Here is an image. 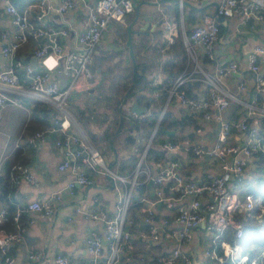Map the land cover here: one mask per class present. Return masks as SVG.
Masks as SVG:
<instances>
[{
    "label": "built area",
    "instance_id": "built-area-1",
    "mask_svg": "<svg viewBox=\"0 0 264 264\" xmlns=\"http://www.w3.org/2000/svg\"><path fill=\"white\" fill-rule=\"evenodd\" d=\"M209 1L217 2L214 11L202 14L189 34L184 33L186 50L194 59L196 69L202 73V79L207 85L206 94L189 95L183 87L185 77L181 75L170 86L167 102L175 100L179 106L199 114L201 120L220 122L215 139L212 143L189 138L176 142L170 139L162 141L161 148L170 157H159L154 161V174L146 162L149 142L139 156L132 180H126L107 168L100 151L84 133L72 129L76 123L68 106L69 95L86 70L103 32L110 21H122L133 11V0H95L92 4H88L87 0H80L86 8V17L78 31L49 21L51 14L62 16L73 10L76 0H57L55 3L49 0H27L23 7L15 4L14 0H1L0 14L10 16L13 30L0 33L3 40L0 46V110L8 104H18V100L10 96L8 91L23 93L26 86L29 87L31 95L53 105L57 110L50 125L34 130L17 142L16 147L38 146L48 132L55 133L54 144L64 147L58 169L70 170L74 174V178L67 183V194L74 192L76 184L93 183V178L83 169L84 163L99 166L117 179L129 182L124 191L116 186L114 214H109L100 205L88 210L79 207L74 209L75 212H82L86 218L100 221L104 226L103 234L93 231L87 240L86 251L92 260L91 264H122L121 254L132 247V232L128 226L138 220L146 224V228L138 232L142 240L171 242L170 249L160 258L162 264H207L208 260L225 264L227 259L231 264H264V248L254 249L251 255L249 250L243 251L242 245H231L228 241L220 240L228 231L235 238L242 237V216L251 217L256 208L264 211L261 199L246 189L250 182L246 168L254 162L256 153L264 154V130L260 132V124L256 119L249 120L245 116L231 122L221 117L220 112L228 107L231 100L243 102L226 86V80L240 72L239 67L235 60H230L225 65L215 66L214 71L208 73L198 64L195 50L196 47H202L206 58L212 60V46L218 40L220 31L218 16L239 14L245 21L263 19V5L256 0ZM165 30L168 43L174 42L176 23L167 22ZM39 38L42 42L33 49V54L38 59V67H35L20 58L18 51L30 39ZM261 57L264 58V43L256 44L248 54L247 70L253 75L254 89L251 101L246 102V105L251 112H258L264 118V105L258 104V94L264 92V71L258 61ZM62 76L63 85L60 84ZM246 85L241 80L237 83V88L244 90ZM213 109L217 110V114H213ZM162 114L163 111L158 120ZM146 117V113L136 114L137 121L145 120ZM233 124L235 130H232ZM234 133L240 135V138L233 139ZM183 151L191 152L196 158L204 155L212 157L217 161L218 171L207 170L199 179L185 177L179 171V161L175 158L178 152ZM143 164L144 182L151 180L153 192L140 198L137 211L130 216L132 189ZM9 174L14 184L21 180L32 184L36 181L34 174L22 161L15 162ZM62 195L63 193L57 191L44 199L32 200L23 208L16 207L11 216L14 229L3 227L8 220L9 210L7 205L0 208V264H12L14 260L10 246L22 239L21 211L34 210L42 216H50ZM163 202L172 209L171 222L156 217V207ZM201 225L205 246L203 257L198 258L184 252L182 246L192 240L194 231ZM41 256L40 250L28 254L31 260H37ZM54 261L56 264H73L69 256L61 253L55 255Z\"/></svg>",
    "mask_w": 264,
    "mask_h": 264
},
{
    "label": "crops",
    "instance_id": "crops-1",
    "mask_svg": "<svg viewBox=\"0 0 264 264\" xmlns=\"http://www.w3.org/2000/svg\"><path fill=\"white\" fill-rule=\"evenodd\" d=\"M26 1L17 0L15 4L23 7ZM49 1L55 3L57 0ZM76 1V7L62 16L51 14L50 23L67 25L72 31L81 29L86 17V8L80 0ZM94 1L87 0V3L92 4ZM256 1L263 5L261 11L264 14V0ZM214 9L215 5L209 0L204 2L203 0H182L181 4L179 0H133V11L127 14L124 20L113 21L107 26L95 47L91 63L78 79L76 87L73 89L74 93L70 95L68 106L76 123L72 129L75 132L84 133L92 145L100 151L107 168L126 180H132L138 165V160L135 164L130 161L131 155L134 154L139 159L149 142V146H154L161 152L160 157L169 159L170 155L161 148L162 141L166 139L174 142L183 138L207 143L214 141L216 136L214 129L217 126V121L201 120L199 114L179 106L175 100L167 102L166 98L164 102H161L160 92L154 89L163 81L171 86L176 78L183 75L185 77L183 87L186 92L188 90L189 95L206 94L207 85L202 79V73L196 69L194 59L186 50L184 33L189 34L192 26L199 21L202 14L211 13ZM167 22L176 23L174 42L172 43H168L166 38L165 24ZM223 25L225 32L219 34L221 41L217 40L212 46L214 55L212 60L206 58L202 47L195 48L198 64L206 72L212 73L215 66L225 65L228 61L235 60L240 72L229 77L226 80V86L243 102L231 100L228 107L220 112V115L228 120L232 117L233 122L246 116L249 120L256 119L260 124L263 119L261 115L258 112H251L246 105V102L251 101L254 89L253 75L247 70V65L249 52L256 44L264 43V18L245 21L241 15L234 14L227 16ZM129 26L134 30L132 33L134 64L126 44ZM12 30L10 16L1 13L0 33ZM2 42L0 37V46ZM40 42H42L40 38L30 39L18 51V56L25 62L38 67V59L34 56L33 49ZM137 61L149 65V70L145 75L148 80L146 89L142 88L143 83L138 85L129 83L125 95L132 89L134 92L123 104L124 116L119 115V119L120 116L123 117L121 127H124L122 129L120 127L118 133H114L111 145H109V137H103V129L111 130L112 123L109 118L105 119L102 116L104 110L102 96L114 95L116 88L122 89L123 77L131 66H135ZM258 61L264 71V58L261 57ZM1 65L0 54V68ZM241 80L247 83L244 90L237 88V83ZM63 82L62 76L60 84L63 85ZM8 94L16 98L18 104H8L0 110V176L3 175V178L12 187L6 197L9 202L15 203V207L23 208L32 200L44 199L57 191L63 193L62 199L56 202L50 216H42L34 210L23 209L21 211L22 239L10 246L14 257L12 264H56L54 257L58 253L69 256L73 264H91L92 260L86 251L87 240L93 231L103 234L104 226L100 221L86 218L82 212H75L74 209L79 207L88 210L93 206L100 205L109 214H114L117 199L116 186L120 191H124L129 182L117 179L111 173L104 172L99 166L84 163L83 169L87 175L93 178V183L90 185L76 184L74 192L67 194L65 192L67 183L74 178V174L70 170L58 169V164L64 155V147L54 144L55 133L48 132L38 146L24 144L23 147H16V143L22 141L33 130L43 129L42 127L50 125L57 110L53 105L43 101L47 104V114L36 110V114L33 115L35 102L42 100L31 95L28 86L23 93L8 91ZM143 94L147 95L146 100L152 99L155 105L147 106L144 102L145 99L141 96ZM137 97H140V101L136 100ZM133 102L146 107V111L141 113H146L147 117L145 120L138 121L137 125L133 123L134 120H137L136 113L130 109ZM258 104L264 105V92L260 93ZM80 109L85 110L84 115L80 114ZM165 110L170 113L167 123L175 119L181 120L183 123L182 125L163 127L164 133L158 134L154 140V127L156 124L159 125V115ZM212 111L214 115L217 114V110L213 109ZM155 112L158 115L157 120L150 127L149 123ZM35 115L38 117L36 121L33 118ZM236 115L237 118L234 117ZM119 119L115 129L119 124ZM157 121L158 123H156ZM40 122L41 126H39ZM89 133L96 135L94 141L89 138ZM129 137L134 138V141H128ZM239 138L240 135L234 133L233 139ZM175 158L179 161V171L185 177L199 179L205 171H218L219 169L217 161L208 155L196 158L191 152L183 151L178 152ZM155 160L146 158L152 174L156 172ZM18 161L24 162L29 167L35 176V183H27L24 180L17 184L12 183L9 170ZM256 166L255 161L252 162L246 168V173L251 169L256 170ZM143 167H145L144 164L138 171L136 184L132 189L135 199L151 195L153 192L152 183L144 182ZM262 172L264 170L258 167L255 176L262 177ZM4 205H7L6 202L0 201V208ZM136 211L137 207L131 203L130 216ZM172 216V209L166 202L157 205V218L171 222ZM128 227L132 232V247L121 254V263L162 264L160 258L170 249L171 242L142 240L138 232L146 228V224L141 220L135 221ZM204 246L203 227L199 226L194 231L192 240L184 244L182 250L193 257L200 258L203 257ZM39 250L42 253L39 259L31 260L28 257L29 253Z\"/></svg>",
    "mask_w": 264,
    "mask_h": 264
},
{
    "label": "trees",
    "instance_id": "trees-1",
    "mask_svg": "<svg viewBox=\"0 0 264 264\" xmlns=\"http://www.w3.org/2000/svg\"><path fill=\"white\" fill-rule=\"evenodd\" d=\"M17 0H14V2H16ZM220 29L224 28L223 23L219 24ZM149 70V65L146 63H141V62H136L135 66H131L128 69V73L125 74V76L123 77L122 81H123V88L122 89H117L115 90V94L114 95H104L103 97V112H102V116L106 119L109 118L110 123H112L111 126V130L107 131L108 129L104 128L103 129V137L107 138L109 137V145H111V139L114 137V129L115 126L118 122L119 119V115H123L124 116V110H123V104L124 102H126V99L128 97L131 96V94L134 92V89H132L131 92H129L127 95H125V91L127 90L129 83H134L135 85H138L139 83H143V89H146L145 86L148 82L147 78H146V72ZM170 86L169 83L166 84V82H162L160 85L155 86L154 89L158 90L160 92L159 95V99L161 102H164L167 98V94H168V90H169ZM188 92V90H187ZM145 100V104L147 106H150L151 104L155 103L152 101V99H148L146 100L147 95L143 94L141 95ZM99 97V98H102ZM258 97H260V94H258ZM137 101H140V97L136 98ZM46 103H44L43 101H36L35 105L33 107V115L34 113L36 114V110L37 111H42L44 114H47L48 109L46 107ZM38 113V112H37ZM85 110L84 109H80V114L84 115ZM96 114V113H95ZM169 111L165 110L162 114V117L159 121V125L157 126L156 130H155V138L154 140H156V138L158 137V134L160 133H164V128L163 127H169V126H177V125H182V121L181 120H173L171 122L167 123V118L169 116ZM157 113H153V118L151 119V122L149 123L150 127L154 125L155 121L157 120ZM235 118H237V115L234 116ZM35 118V121L37 120L38 117H36V115L33 117ZM233 118L231 117L229 119V121L232 122ZM39 123V122H37ZM133 123L135 125L138 124L137 120H134ZM38 126V125H37ZM35 126V127H37ZM41 126V122L40 125ZM38 126V127H39ZM46 126L42 127L45 128ZM124 126L121 127V129ZM235 126L234 124L232 125V130H235ZM260 132L262 133V131L264 130V118L261 119L260 122ZM34 131V130H33ZM90 132V131H89ZM89 138L91 139V141H94L96 139V135L94 133H89ZM128 141H134V138H127ZM153 140V142H154ZM161 155V152L156 149L154 146H149L147 148V152H146V158H152V159H157L159 158ZM256 159L254 160L256 163V170L258 169H263L264 170V154L261 153H256ZM138 156L136 155H131L130 161H132L133 164H135L138 160L137 158ZM255 169H251L249 170V172L247 173V179L250 180V182L246 185V189L247 191L251 192L255 197H259L261 199L262 204L264 205V177H257L255 176ZM143 176V175H141ZM145 185V184H143ZM12 190V187L9 185L8 181H6L5 178H3V175L0 176V201L1 202H6L7 206H8V210H9V216H8V220L3 224V227H5L6 229H13V225L11 224V216L12 213L15 210V203L14 202H9V199L6 197L7 193L9 191ZM132 203L138 207L139 203H140V198H132ZM255 211V210H254ZM257 213L259 214V211H257ZM243 217V221H244V231H243V235L240 238H235L234 235L228 231L226 234H224L220 240H224V241H228L231 245H235V244H240L243 246L244 250L243 251H248L250 254H253V249L255 247L258 246H262L264 247V211L262 212V214H259V216L256 213H252L251 217L249 216H242ZM21 218V217H20ZM254 245V248H251L250 246ZM207 264H218V263H214L212 260H208ZM225 264H231V262L227 259V261L225 262Z\"/></svg>",
    "mask_w": 264,
    "mask_h": 264
},
{
    "label": "water",
    "instance_id": "water-1",
    "mask_svg": "<svg viewBox=\"0 0 264 264\" xmlns=\"http://www.w3.org/2000/svg\"><path fill=\"white\" fill-rule=\"evenodd\" d=\"M204 1H205V0H203V2H204ZM213 4L216 6V5H217V2H213ZM218 21H219L220 23H225V21H226V17H225V16H222V15H219V16H218ZM133 31H134V30L131 28V26H129V27L127 28V40H126V44H127V46H128V50H129L130 57H131V59L133 60V64H134V63H135V57H134V51H133V45H132V33H133ZM218 41H221V37L218 38ZM130 109H131V111L135 112L136 114H139V113H141V112L146 111V107H145V106H141V105H139V104H137V103H135V102H133V103L131 104ZM122 121H123V117L120 116L119 124H118V126H117V128H116V130H115V133H118V131H119L120 127H121ZM158 121H159V120H158ZM158 121H157L156 123H158ZM219 125H220V122L217 123V126H216L215 129H214V132H215L216 134H217V132H218V130H219ZM156 126H157V124H156L155 127H154L153 133H154V131H155V129H156ZM153 133H152V134H153ZM150 183H151V180L149 181V184H150ZM201 226H202V225H201Z\"/></svg>",
    "mask_w": 264,
    "mask_h": 264
},
{
    "label": "rangeland",
    "instance_id": "rangeland-1",
    "mask_svg": "<svg viewBox=\"0 0 264 264\" xmlns=\"http://www.w3.org/2000/svg\"><path fill=\"white\" fill-rule=\"evenodd\" d=\"M112 22H113V21H110L109 24H111ZM224 32H225V27L222 28L221 31H219V34H222V33H224ZM95 49H96V48H95ZM95 49H94L93 52H95ZM92 58H93V53H92L91 60H92ZM91 60H90V62L87 64V67H88V65L91 63ZM97 61H98V60H97ZM98 63H99V62H98ZM72 91H73V92H72ZM72 91H71V93L73 94V93H74V90H72ZM71 93H70V95H71ZM70 95H69V98H70ZM115 130H116V129H115ZM114 133H115V131H114ZM261 175H262V177H264V172H262ZM257 204H258V203H257ZM259 205H260V202H259L258 206H259ZM257 211H259V214H262V212H263L260 208H256L255 211H254V213H256L258 216H259V214L257 213ZM144 241H145V240H144ZM250 247H251V248H254V245H251ZM259 247H260V246L255 247L254 249H256V248L258 249ZM262 248H264V247H262ZM254 249H253V250H254ZM249 250H250V249H249Z\"/></svg>",
    "mask_w": 264,
    "mask_h": 264
}]
</instances>
